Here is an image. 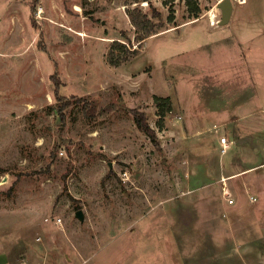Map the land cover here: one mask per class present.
<instances>
[{"label": "rangeland", "instance_id": "obj_1", "mask_svg": "<svg viewBox=\"0 0 264 264\" xmlns=\"http://www.w3.org/2000/svg\"><path fill=\"white\" fill-rule=\"evenodd\" d=\"M195 1L0 0V264H264V0Z\"/></svg>", "mask_w": 264, "mask_h": 264}, {"label": "crops", "instance_id": "obj_2", "mask_svg": "<svg viewBox=\"0 0 264 264\" xmlns=\"http://www.w3.org/2000/svg\"><path fill=\"white\" fill-rule=\"evenodd\" d=\"M238 11L243 12L248 9V14H246L244 17L250 15L249 18L245 20L244 24H239L235 21L234 30L236 33V40L238 43L245 41H255V39L258 36H261V39L264 40V3H258V2H241L238 5ZM237 19H240V17H237ZM256 37V38H255ZM240 45V44H238ZM258 107H261L264 109V106L259 105ZM235 111V110H234ZM224 115L233 113V111H229L227 113L223 112Z\"/></svg>", "mask_w": 264, "mask_h": 264}, {"label": "trees", "instance_id": "obj_3", "mask_svg": "<svg viewBox=\"0 0 264 264\" xmlns=\"http://www.w3.org/2000/svg\"><path fill=\"white\" fill-rule=\"evenodd\" d=\"M187 2L189 4V8H190L191 14L193 15L194 19L199 18V13L201 12V9L198 6L197 2L195 0H187ZM173 19H174V15H172L170 17V20L171 21ZM119 46L124 47L123 45H120L119 43H116L115 47H119ZM155 101L157 102L158 108H159V116H160L159 125L162 126L163 125V122H164V118L166 117V115L169 112L172 111V104H171L170 98H164V97H158V96H156L155 97ZM69 104L70 103H68V102H64L62 104V107L65 108ZM135 118H136V122L138 124L139 129L141 131L145 132L150 138H152L151 140L153 141V143L157 144V141L155 139V133L149 127V125L146 123L145 116L143 114H137L135 116Z\"/></svg>", "mask_w": 264, "mask_h": 264}, {"label": "water", "instance_id": "obj_4", "mask_svg": "<svg viewBox=\"0 0 264 264\" xmlns=\"http://www.w3.org/2000/svg\"><path fill=\"white\" fill-rule=\"evenodd\" d=\"M219 8L222 11V19L220 20L219 25H225L230 20L233 12L232 0H222L219 3Z\"/></svg>", "mask_w": 264, "mask_h": 264}, {"label": "built area", "instance_id": "obj_5", "mask_svg": "<svg viewBox=\"0 0 264 264\" xmlns=\"http://www.w3.org/2000/svg\"><path fill=\"white\" fill-rule=\"evenodd\" d=\"M236 2H237V0H234L233 3L236 4ZM210 22H211L212 25H214V23H212V20ZM219 143H220V147H221L223 153H226L227 150L230 148V145H231V142H230L229 138L225 134H223L221 136V138H220V142ZM227 200L230 203L234 202V200H233V198L231 196H227ZM252 201H254V199H252Z\"/></svg>", "mask_w": 264, "mask_h": 264}, {"label": "bare ground", "instance_id": "obj_6", "mask_svg": "<svg viewBox=\"0 0 264 264\" xmlns=\"http://www.w3.org/2000/svg\"><path fill=\"white\" fill-rule=\"evenodd\" d=\"M210 19L212 20V23H214V25L217 23V22H216V14L211 13V15H210ZM79 35L84 36L85 34H84V33H79Z\"/></svg>", "mask_w": 264, "mask_h": 264}]
</instances>
